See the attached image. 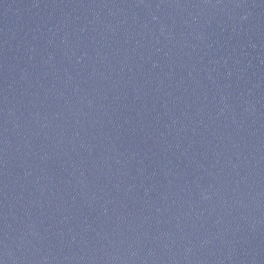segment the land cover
Returning <instances> with one entry per match:
<instances>
[{
	"label": "water",
	"instance_id": "obj_1",
	"mask_svg": "<svg viewBox=\"0 0 264 264\" xmlns=\"http://www.w3.org/2000/svg\"><path fill=\"white\" fill-rule=\"evenodd\" d=\"M0 264H264V0H0Z\"/></svg>",
	"mask_w": 264,
	"mask_h": 264
}]
</instances>
